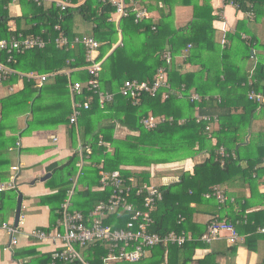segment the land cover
<instances>
[{
  "label": "trees",
  "instance_id": "16d2710c",
  "mask_svg": "<svg viewBox=\"0 0 264 264\" xmlns=\"http://www.w3.org/2000/svg\"><path fill=\"white\" fill-rule=\"evenodd\" d=\"M69 1L77 4L80 0ZM135 1L145 5V0ZM147 2V10L157 11L160 21L149 19L135 23L134 16L130 15L120 19L116 25L115 8L99 0H84L76 8L70 7L64 12L54 5L43 11V5L37 6L30 1L0 0V40L18 34L51 40L43 50L14 54V62L9 66L25 75L57 74L40 87L35 81L24 79L19 91L0 100V168L3 171L0 172V179H6L7 169L11 165L10 160L2 156L1 152L10 149L8 145L13 137L19 134L23 138L58 126L66 127L68 145L74 152L63 162L48 167V172L52 174L50 188L56 191L39 199L40 205L49 208V224L38 229L47 230L61 219L60 207L67 199L68 191L78 174V141L84 147L89 146L92 151L84 159L85 165L77 177L76 193L71 200L73 207L70 210L83 214H87L99 201L109 196L108 190L93 191V188L99 187L100 167L107 173L119 171L125 179L136 177L138 185L149 184L148 173L142 171L136 175L126 168L147 169L194 159L207 153L205 160L195 164L192 174L181 172L177 183L159 187L163 198L152 213L154 224L151 232L160 235L184 232L199 237L206 231L208 224L218 218L233 224L240 234L249 235L245 241L246 247L254 251L250 243H264V234L258 233L259 229H264V193L258 192L260 186L264 187V130L254 132L252 124L256 114H259L258 118L264 119V105H257L248 100L247 96L252 91L264 94V0H224L225 5H234L237 12L252 14L238 22L233 34L224 37L228 41L224 42V46L215 39L213 23L218 17L208 0ZM160 3L162 7H159ZM12 4H16L19 11L20 4L29 8L22 11L21 16L11 17L9 7ZM175 6L192 10L191 20L180 30L174 28ZM75 15H80L82 21L91 24L89 37L99 44L97 61L101 62L102 90L116 95L112 102L101 107L97 97L83 86L82 94L74 100L88 101L89 108L81 112L76 125H71L69 84H86L89 76L85 68L89 63L83 47L57 49L53 39L60 35L54 30L57 25L68 39L76 36L73 33ZM11 22H14V27L10 25ZM248 25H261L263 37L252 34ZM242 33L246 39L242 38ZM120 38L121 44L117 45ZM166 52L172 56L167 70V82L171 89H183L185 97L191 91L202 97L211 91L210 100L199 106V113L218 119L217 126L212 130L207 131L205 122L195 123L193 114L196 105L187 99L170 96L163 101L159 94L155 98L143 96L134 105L130 99L118 94L123 83L128 80L152 83L156 71L165 65L162 56ZM177 57L182 59L179 66L175 64ZM251 60L256 61H253L250 70L248 63ZM185 67H194L196 71L188 72ZM64 71H70L69 75H63ZM14 82L16 78H9L3 85H12ZM229 86L233 89L227 90ZM26 113L28 118L25 126L19 128L16 121ZM148 115L155 118L172 117L173 122H165L155 129L147 130L140 122ZM181 119L187 121L179 124ZM117 127L125 131L124 136H116ZM220 149L224 151L223 157H220ZM214 187H220L228 197L222 206L214 198L204 197ZM245 189L250 191L249 198L245 197ZM257 199V205L262 206V210L247 213L256 205L254 203ZM3 201L1 195V204ZM131 201H135L137 208L141 207L138 200ZM191 206H194L197 213L212 216L205 226L193 223V214L187 212ZM128 218V215L119 220L112 217L106 220L105 225L122 228ZM203 246L199 242H187L181 247L159 245L150 249L135 264L213 263V253L202 260L193 261L195 250ZM230 250L235 252L236 246H229L225 252ZM83 253L90 264H101V257L106 254V250L102 244H97ZM35 255L31 249L22 250V257L31 258L24 264L50 263L49 254L40 257Z\"/></svg>",
  "mask_w": 264,
  "mask_h": 264
},
{
  "label": "built area",
  "instance_id": "2783aa9c",
  "mask_svg": "<svg viewBox=\"0 0 264 264\" xmlns=\"http://www.w3.org/2000/svg\"><path fill=\"white\" fill-rule=\"evenodd\" d=\"M37 6L42 5L49 0H30ZM102 4H111L115 8L117 21L134 16V22L139 23L152 18L151 13L143 6L136 3L135 0H99ZM224 3V0H222ZM57 9L61 12L71 7L69 0H53ZM234 7V5L230 4ZM235 8V7H234ZM251 17V13L245 14ZM154 29V27L152 28ZM54 30L60 35L53 39V44L57 49H73L75 46H81L85 49L86 61L89 65L85 68L89 79L85 85L80 82L69 84V92L72 101V113L69 117V123L76 125L77 120L83 110L89 108V102L75 101V97L80 96L86 86L89 92H92L98 99L102 107L113 101L116 94L103 91L100 84L101 62L97 61L99 44L93 38L88 36L74 37L68 39L61 33L59 25ZM242 38L246 39L245 35ZM51 42L50 38L44 40L40 36L25 37L22 34L13 36L9 39L0 40V85L8 81L9 78L16 80L35 81L40 87L49 79L54 78L57 74L36 75L20 74L12 69L9 64L13 63L14 54H20L30 50H43ZM162 59L165 63L156 71L155 79L152 83L125 81L118 91L122 97L130 99L134 105H137L143 96L155 98L159 94L161 100L165 101L170 96H176L178 99H187L191 104H195V114L193 120L196 124L207 123V131L217 126L216 117L201 115L200 105L210 100L209 96H200L191 91L187 97L183 94V89L175 91L171 89L167 82V70L171 63L172 56L169 52L163 54ZM12 87V86H10ZM12 91V88H10ZM162 91V92H161ZM161 92V93H160ZM248 100L257 105H264V94L249 92ZM187 119H181L179 124H183ZM172 123L173 118L163 116L155 118L152 115L142 118L141 125L147 129H155L159 124ZM20 141H15L13 150L19 151ZM11 150V149H10ZM79 154V171L73 181V187L68 191L67 199L61 205V219L54 226L47 230L34 229L26 234V238L33 240L42 245H51L53 250L50 254L49 264H90L83 251L87 248L102 244L106 254L101 257V264H135L142 260L147 252L159 245H169L181 247L187 242H199L202 245H211L214 242L225 240L226 243L234 245L242 237L237 232L235 226L227 221L213 219L207 226L206 231L199 237H194L190 233L169 232L164 235L151 232L154 219L152 213L158 202L162 201V192L159 187L151 184H136L134 178H123L119 171L107 173L100 167L99 170V187L97 191L104 192L108 190L109 196L106 200L99 201L93 209L87 214L77 211H71V197L74 193L77 177L81 174V169L92 151L89 146H83L80 142L77 146ZM220 157H223V149L219 151ZM20 167L18 165L10 168L11 176L8 181L0 182V194L16 189L17 178ZM206 199L214 198L218 205L222 206L228 200L225 192L220 187H214L212 192L204 195ZM138 200L141 207L137 208L135 201ZM1 205V202H0ZM128 215L129 218L122 228H113L112 225H105L106 220L116 217L119 220L122 216ZM21 224V221L19 222ZM14 226L13 222L0 220V235L5 234L8 238L7 249L15 248L19 244L20 227ZM258 232L264 233V229ZM6 249V250H7Z\"/></svg>",
  "mask_w": 264,
  "mask_h": 264
},
{
  "label": "crops",
  "instance_id": "0c3cea01",
  "mask_svg": "<svg viewBox=\"0 0 264 264\" xmlns=\"http://www.w3.org/2000/svg\"><path fill=\"white\" fill-rule=\"evenodd\" d=\"M24 1H30V0H24ZM83 1L84 0H80L77 4L71 3V7L76 8L77 6L81 5ZM147 1L148 0H145L143 2L145 4L144 6L143 5H140V6H143L146 9H148ZM208 1L214 11V14H216V16L218 17V19L213 23V28L215 29V32H216L215 39L220 41L221 46L222 45L224 46V42L228 43V41L225 40L224 37L226 38V35H228L229 33L233 34L235 32L238 22L247 17L242 12H237L234 7L230 5H225L222 2V0H208ZM42 5H43L42 6L43 11H46V10H49L51 6L54 5V3H53V0H49L48 2L46 1L42 3ZM159 7H162L161 3L159 4ZM28 8L29 7H27L26 5L25 7H22L20 4V11H19L18 6L16 4H12L9 7L10 16L17 17L19 16V14L21 16L22 11L28 10ZM191 11L192 10L189 7L175 6L174 12H173L174 28L178 30L183 29L188 24V22L191 20V17H192ZM150 13H151V16H152L151 19L153 22L160 21V15L157 11L154 10V11H151ZM114 20H115L116 25H118L119 21H117L116 16H114ZM10 25L14 27V22H11ZM248 27L252 34H254L255 36L259 35L260 38L263 37V27L261 25L260 26L259 25L257 26L248 25ZM90 31H91V24L82 21L80 18V15H75L74 25H73V33L74 35H76L75 37H81L80 35L89 37ZM241 35H244V34L242 33ZM119 44H121V38H120V41L117 43V45ZM251 54L253 55V51H251ZM253 61H256V60H251L248 63V69L253 68V65H254ZM181 62H182L181 57H177L175 64L179 66ZM185 68L187 69L188 72L196 71V68L194 67L192 68L185 67ZM62 73L63 75L67 76L69 75L70 71H64ZM22 81L23 80H20V81L16 80V82L12 83V85H4L8 90V94L19 91L22 88ZM10 88H12V91L10 90ZM232 89H233L232 86H229L227 88V90H232ZM212 92L215 93L214 91ZM208 94L211 95V91ZM183 113H185V111ZM27 115L28 114L26 113L24 116L21 117V118H24V124L26 123V120L28 118ZM256 116L257 114L254 117ZM116 129H117L116 130L117 137L124 136L125 131L123 129H120V127H117ZM262 130H264V122L258 121V120L256 122L253 121L252 131L257 132V131H262ZM43 136H47L48 139L46 142H45V139L42 138ZM18 139L20 141V149L18 152L13 150V148L12 149L10 148L11 150L10 149L7 150L8 152L14 153V157H13V160L10 161L11 165L7 169L8 171L6 170L7 171L6 179L5 180L0 179V182L2 183L8 181L9 177L11 176L10 168L12 166L18 165L20 167V170H19V174L17 178V185H16L15 190L7 191L3 194H0V196L3 195V199H4V201L1 204L2 207L0 205V207L2 208L1 213H0V220L2 219L8 222L14 221L13 215L11 214L13 213L14 209L13 211H11V209L13 208L14 205H17L16 201L18 199V196L21 195L22 196V208H21L20 218L18 221V224L21 221V224H19V227H20L19 230L21 234H20L18 246L10 250L7 249V245H8L7 236L5 234L0 235V264H24V263L29 262L31 258L22 257V250L24 249H31L32 252L36 253L35 255L36 257H40L44 254H49V255L51 254L54 248L53 246L51 245L45 246L33 240L27 239L26 234L34 229H38L40 227H46L49 224V208L45 205H40L39 203V199L41 197L51 195L56 191L50 188L51 186L50 180L52 179V174L48 172V167L53 163L63 162L68 157H70L74 152V150H72L68 145L65 126H58L51 130L35 132V133H32L30 136L24 137V138H20L19 134H17L15 137V141ZM79 142L80 141H78V144ZM48 146L52 147V149L46 151V147ZM76 152H77V149H76ZM201 155L205 157L203 160H205L208 157L207 153H204ZM199 156H197L194 159H187L185 161L177 162L173 164L157 165V166H153L147 169L131 168V167L126 168V169H128L132 174H136V175L141 173L142 171H145L146 173H148L149 178H152L155 176L160 177L162 184L156 187H162V186L165 187V186H169L174 183H177L179 181V176L181 172H187L189 174H192L193 168L195 166V164L193 163V160L197 159ZM244 167H245V164L243 163L242 168ZM0 172H3L2 168H0ZM48 174L50 175V178L45 182H41L40 180ZM134 179L135 181H137L136 177H134ZM38 184H39V187H38ZM93 191H97V187L93 188ZM258 192L260 194L264 193V187L260 186L258 189ZM74 193H76L75 190H74ZM74 193H73V196H74ZM244 194L246 198L250 197V191L248 189L244 190ZM14 195L16 196V198ZM13 197H14V201L12 200ZM72 197H71V200H72ZM94 202L95 201H93V205H94ZM254 204L256 205L250 210H248L247 213H252V212H257V211L262 210V206L257 205L259 204V199L255 200ZM72 207L73 206H71V208ZM193 207L194 206H191L187 210V212L193 214L192 216L193 223L196 225L198 224L200 226H205L212 216L210 215L207 216L199 212L197 213ZM24 210H26L27 213L29 212L36 213L38 216L35 215L34 218L27 220ZM77 212H80V211H77ZM43 215L44 217H42ZM60 216H61V211H60L59 217ZM37 220H40V222L38 224H35V222H38ZM31 221H35V222L30 225L29 222ZM259 234H264V233H259ZM239 235H241L242 239L238 240V242L234 244L236 246L235 252L232 253L231 250L225 252V249L233 245L226 243L225 240H220V241L212 243L211 245H204L202 248L196 249L194 252V256H193V261L202 260L207 255H211L213 253L212 255H215V260L213 261V263L210 262L211 264H264V243H261V242L250 243V245L255 248L254 250L255 252H254L253 250L252 251L248 250V248L246 247L245 241L249 237V235H242L240 233Z\"/></svg>",
  "mask_w": 264,
  "mask_h": 264
},
{
  "label": "rangeland",
  "instance_id": "374dc122",
  "mask_svg": "<svg viewBox=\"0 0 264 264\" xmlns=\"http://www.w3.org/2000/svg\"><path fill=\"white\" fill-rule=\"evenodd\" d=\"M8 95L9 94H8L7 88L4 85H0V100L3 99V98H5V97H7ZM0 108H1V105H0ZM258 117H259V114L256 117L253 118V121L256 122L257 120L258 121H263L264 120V119H260ZM16 122H17V125H19V128H23L24 125H25L24 124V118H19V119H17ZM42 138L45 139V142L48 139L47 136H43ZM14 142H15V137H13L10 140L9 145H8L9 146L8 148H11L12 149L14 147ZM51 149H52V147H49V146L46 147V151L47 150H51ZM1 154H2V156L7 157L10 161L13 160L14 153L8 152L7 149L5 151H2ZM204 158L205 157L203 155H201L197 159L193 160V163L194 164L199 163V162L203 161ZM148 182H149V184H151L153 186H158V185H161L162 184V181H161L160 177H156V176L155 177H152V178H149ZM38 187H39V184H38ZM31 190H33V189H31ZM16 203H17V201H16ZM15 207H16V205H15ZM15 207L11 209V211H13V209H14L13 213H11L13 215V218H14V214H15ZM24 212H25V215L27 217V220H29L31 218H34L35 215L38 216L36 213H32V212L27 213L26 210H24ZM32 215H33V217H32ZM42 217H44V215ZM37 221L38 222L31 221V222H29V224L31 225L34 222H35V224H38L40 222V220H37ZM27 224H28V222H27Z\"/></svg>",
  "mask_w": 264,
  "mask_h": 264
},
{
  "label": "water",
  "instance_id": "95a60500",
  "mask_svg": "<svg viewBox=\"0 0 264 264\" xmlns=\"http://www.w3.org/2000/svg\"><path fill=\"white\" fill-rule=\"evenodd\" d=\"M49 178H50V175L48 174L45 177H43L40 181L45 182ZM21 208H22V196L19 195L18 199H17V205H16L15 214H14V221H13V224L15 227L18 225V221H19L20 214H21Z\"/></svg>",
  "mask_w": 264,
  "mask_h": 264
}]
</instances>
